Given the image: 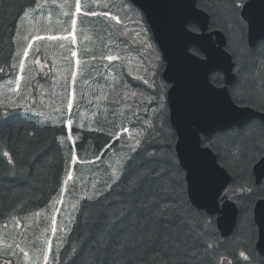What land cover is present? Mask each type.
Returning a JSON list of instances; mask_svg holds the SVG:
<instances>
[{"label": "trees", "instance_id": "1", "mask_svg": "<svg viewBox=\"0 0 264 264\" xmlns=\"http://www.w3.org/2000/svg\"><path fill=\"white\" fill-rule=\"evenodd\" d=\"M35 1L0 0V69L8 67L10 73L18 71V66L14 61V37L23 15L33 7ZM120 1L119 16L125 20L127 19L125 11L128 3L125 0ZM197 6L211 16V29H219L224 32L228 41L227 49L235 62L238 58L236 53L240 49L234 45L231 39L230 0H200ZM108 8H105L106 12L112 9ZM136 13L139 17L142 15L137 9ZM104 22V42L106 44L104 53L107 54L110 48L108 45L112 42H116L120 48H128L129 46L125 44L128 40L124 25H118L108 18H105ZM129 45L134 46L131 43ZM193 52L196 53L195 55H199L196 50ZM94 57L95 53L92 52L90 58ZM244 64L248 65L249 70L245 75L254 79L248 83L246 94L264 96L263 93L255 89L261 79L264 81V55L247 56L244 58ZM162 66L163 64L160 65V67ZM120 70L121 78L118 77L114 88V102L111 103L114 110L117 109L119 113L117 116H111V113L109 116L103 114V123L101 124L98 115L101 116L102 109L99 108L94 120L95 130H85L82 133L81 142H78L75 147H71L68 141L62 143L59 140L60 136L65 135V129L40 125L34 121L35 119L33 120L22 112L27 111L20 107L21 105L16 104L9 109H0V229L5 222L12 218H26L50 206L51 202L61 193L67 172L72 170L74 163L71 160L72 155H76L80 159L74 163L73 168L76 169V175L80 168L93 169V166L101 162L102 159L120 154L122 144L120 140L117 142L113 133L118 132L124 120L129 118L130 113L134 111L133 108L128 111L127 106L132 102L123 94L129 87L143 94L150 92L149 87L146 88L143 84L138 83L139 80H135L132 76L124 74V70ZM104 77L105 73L102 72L99 77L101 80L97 83L98 78L94 77V71H91L88 76V84L93 87L96 83L97 91L103 90ZM241 77L242 74L234 88L241 87L243 82ZM222 78L220 74H217L210 79L213 84L222 86ZM233 89H231V94ZM155 95H157V91H154ZM240 97L243 98L242 95ZM240 97L232 95L237 104L241 101ZM246 98L252 99L249 96ZM142 105L144 103L140 102L138 107L142 108ZM87 106L88 104H85L84 109L89 116L91 109L86 108ZM91 106L92 103L89 107ZM253 108L264 112V106L254 105ZM251 123L253 125L251 128L243 126L240 129L218 133L213 137L216 147L212 150L219 153L220 165L224 166L232 175V187L239 190L240 184L245 180L254 181V176L249 177L244 172V154L256 153L259 155L260 149L264 148V123L260 121ZM169 125V118L166 117L162 128L157 129L151 136L154 139L153 148L159 150L161 154L169 142L168 136L171 132ZM233 145L239 147L238 153ZM5 151L10 153L9 157L3 156ZM130 161L131 163H129ZM141 164L142 154L136 155L132 152L123 163L121 171L134 170ZM95 177L97 176L94 174L92 179L88 178L87 186L94 181ZM84 178L87 179V175H82L80 180ZM80 180L75 178L69 188L73 184L76 187L80 186ZM113 183L114 181L110 185ZM105 186L106 184L103 187ZM103 187L98 189L94 198L84 199L80 202L75 222L61 245L59 264H209L210 257L215 259L217 264H222L225 257L230 258L233 264H264V257L257 253L255 247L258 238L257 226L255 223L246 224L243 212L248 204L251 203L255 206L256 202L264 197V192L261 191L264 189V183L261 186H255L254 195L249 199L236 198L235 201L239 207L238 225L234 235L225 240L217 230L215 217L208 216L201 211L199 212L211 223H205L202 227H196V224L193 223L192 227L195 229L193 233H190L180 220H159L157 223V217L147 214L146 216L133 215L120 225L118 234L113 233L111 237L104 239L101 236V229L105 228L107 222L113 217L107 216V213L101 215V208H106L108 212H118L124 200L122 196L124 185L115 186L112 191H109V187L106 189ZM169 199H174L179 203L181 200H189V197L187 191L181 193L177 189L174 193L169 194ZM191 211L193 214L197 213V209L194 207L191 208ZM249 215L252 216L251 213ZM252 229H255L257 234L249 244ZM205 232L209 235H204ZM104 235L107 236V232ZM177 236L180 244L176 243L175 237ZM168 237H173V239H167ZM210 237L218 241V246L214 252L205 253L203 244ZM109 241H111L110 244ZM105 248H107L106 251ZM245 250H247L246 255L250 254L248 260H244L239 255L241 251Z\"/></svg>", "mask_w": 264, "mask_h": 264}, {"label": "rangeland", "instance_id": "2", "mask_svg": "<svg viewBox=\"0 0 264 264\" xmlns=\"http://www.w3.org/2000/svg\"><path fill=\"white\" fill-rule=\"evenodd\" d=\"M112 1H115L117 4V0H104V7L109 6ZM75 3L77 4V0H75ZM79 4L82 6L80 0ZM115 10L111 16L118 15L117 12L114 14ZM80 12L77 13L75 10V15L80 14ZM75 15L73 17L76 21L75 25L70 23L75 33H77L82 18L75 17ZM128 21L131 22L132 26H128L127 20L124 21L122 19L120 24L124 25L125 28L126 39L128 40L125 44L130 46L129 44L133 43L134 46L132 48L134 50L131 49V46L130 48H113V44L109 45L110 48L108 49L107 56H113L116 57V59L109 60L106 58L105 60L103 95L98 97L96 96L95 87L97 84H95L93 89L88 84L89 71H91L88 57L93 48L92 45H90V41L93 37L96 40V35L94 36L88 29H84L78 37H75V43H73L72 38L69 40L65 38L48 39L47 37L50 36L69 33L70 29L59 31L55 26L48 24V21H44L41 25L37 26L33 21L32 9H29L21 19L19 28L14 37V61L18 66L19 73L17 76L10 74V76H7V78L0 83V108L9 109L16 104L21 105L26 109H30V114L37 116L39 118L38 123L45 126L48 125L49 122L60 123L64 120V122H67L69 118L67 99L74 87L75 98L71 113V118L73 120L72 129H82L86 125V130H95L94 120L99 108L102 109L101 116L98 115L101 124L103 123L104 115L109 116L111 113V116H117L119 113L118 110H114L113 105H111V103L114 102L112 94L118 82V77L120 78V74H118L119 69L114 65L117 59L122 61L125 65V70L129 72L135 80H140L143 83L145 79L149 80V82L155 80L157 84H164L160 76L162 69H164V67H160L163 62L162 55L155 42L151 39L149 30L140 21V25L144 29V32L140 36H137L136 33L140 31V27H138L132 19ZM36 35L43 36L45 39L40 43H34L32 41L33 47L29 51L28 58L24 60V69L21 71L20 60L24 59L23 50L27 47L30 39ZM46 47L47 49H45ZM17 52L20 53L19 56L16 55ZM39 52L42 54L43 60L46 57L51 58L48 65L37 60L36 57ZM72 52H76L77 55L75 57L72 56ZM93 60L97 62V59ZM37 61H39L40 67H45L47 69L46 73H48L47 76L44 77L43 82L38 86L33 83L37 75L36 73L38 72L35 65ZM77 61H79V64H77ZM242 64H244V58L242 59ZM73 72L76 73L74 85L72 84ZM17 77H20L18 90ZM94 77L98 78L96 71ZM137 77L140 78L138 79ZM243 77L244 74L241 78ZM248 79L254 81V79L250 77H248ZM262 81L261 79L259 85H256L255 89L264 94V81ZM243 89L244 78L238 90L242 97H244ZM87 90L88 94L86 96L88 106L86 108L91 109L89 116L84 109L85 93ZM154 91L156 92L157 89L150 88L149 93L143 94L129 87V89L124 92L123 95L132 102V104H128L127 106L128 111H131L132 108L134 111L130 113L128 116L129 118L124 120L123 125L120 126L115 135L116 140L119 137L122 144L120 154L115 157L109 156L102 159L101 162L93 166V169L86 167L78 169V180L81 178L80 173L87 175V179L80 181V186L76 187L73 184L66 191L64 186L60 193L61 196L57 200L55 199V202L52 201L47 208L27 216L26 218H12L5 222L0 229V258H2V260H10V262H7L8 264H45L44 256L47 254V264H56V260H58L57 264L60 263V258L58 257V259H56L57 255L56 253L54 254V252L59 249L61 240L67 235L72 224L75 222L80 202L84 199H89V197L94 198L102 182L101 186L106 184L103 189L108 188L113 182L111 176L112 168L118 167L121 171L123 163L131 155V146L134 144V139L130 137L143 140L144 137L140 136L139 133L143 132L145 136L148 135L147 127L143 124L144 119L150 118L154 121L155 126L151 129V136L157 129L162 128L163 118L159 117V121L156 124L154 119L156 114L153 113L152 107L147 106L149 103L146 102H150V98L154 96ZM133 92L136 93V96H132ZM33 98L35 99V104ZM140 102L144 103L142 108L138 107ZM91 103L92 106L89 107ZM164 112H166V110ZM50 118L52 120H50ZM124 128H128L129 132L125 133L123 131ZM81 135L82 134H78V138L73 136L72 142L76 144L77 140L82 137ZM118 160L120 161L119 165H117ZM90 171L92 172L90 173ZM94 174L97 177L87 186L88 178L92 179ZM74 180L75 179H73V181ZM69 184L70 181H68L67 186H69ZM61 200L63 204L59 203ZM57 209H59L58 212ZM54 211L55 214L52 213ZM53 216H55L57 220V231L55 234L52 233L51 221ZM39 220L46 221L45 227L41 231L35 233V236H32L35 225L40 223ZM48 229L50 230L49 233ZM48 234L50 235L48 236ZM49 242L51 243L50 251ZM21 249H23V251H21ZM24 252H27L28 255L25 256Z\"/></svg>", "mask_w": 264, "mask_h": 264}, {"label": "snow or ice", "instance_id": "3", "mask_svg": "<svg viewBox=\"0 0 264 264\" xmlns=\"http://www.w3.org/2000/svg\"><path fill=\"white\" fill-rule=\"evenodd\" d=\"M128 3L127 10L125 11V17L132 19L140 31L136 33L140 36L144 29L140 25L141 17L136 13V9L131 6L130 0H125ZM230 16H231V31L234 45L240 49L237 55V60L233 64L235 68L234 79L239 78L244 70L242 64V58L253 54L264 55V0H261L260 6L257 5V0H230ZM23 11V9H21ZM81 11L79 0L76 4V12ZM128 13H132L131 17ZM95 15V13H92ZM108 15V13H105ZM199 15L198 12H193L192 16ZM111 19L121 22L120 17L111 16ZM73 25L76 21L73 20ZM185 24H190L192 30H196L197 21L193 19H187ZM48 39H57V37L50 36ZM65 39L67 37H64ZM45 37L36 35L33 37V41L43 40ZM73 43H75V36H72ZM32 42H29L27 47L23 50V58L20 60V69H24V60L28 58L29 51L32 49ZM20 55L19 52L16 53ZM76 52H72V56H76ZM107 59L113 60L116 57L108 56ZM39 63V61H37ZM79 64V61H77ZM3 71V69H0ZM172 75L169 77L170 83L157 84L155 80L149 82L145 79L144 83L150 88L157 89V95L150 98L149 107L153 105L152 111L154 114L164 112L171 105V111L173 116V123L169 125L171 132L168 136V143L161 154L159 150L153 148L154 139L151 138V129L155 126L154 121L150 118L144 119L143 124L147 127L148 135L145 136L143 132L139 133L143 136V141L135 137L134 144L131 146L132 151L136 155L142 154V164L137 166L134 170H124L123 172L118 167L112 168L111 176L113 178V185H109V191H112L115 186L124 185L122 189V201L121 208L118 212H108L106 208H101V215L107 213V216L113 217L108 221L105 228L101 229V236L104 239L111 237L113 233L119 232L120 225L126 220L135 216H146L151 214L153 217H157V223L159 220L168 221L170 219L180 220L185 228L190 233H193L195 229L192 224L195 223L196 227H202L205 223H211L210 220H206L204 215L199 212L200 205L197 203L198 199L204 196L208 197L209 204L207 211L210 213L216 210V201L220 197V193L224 190V186L217 188V184L220 180L221 167L216 165L215 159L219 157V153L213 155L210 160L209 156L211 150L216 147V141L212 137L213 125L222 121H239L251 128L253 125L250 122V118L246 117L245 113L241 110L243 101L238 104L232 103L223 108L214 107L205 97L193 92L190 88L182 87L180 75L176 69H170ZM76 73H72V84H75ZM138 79L140 77H137ZM20 77H17V90L19 88ZM163 93V96L160 95ZM232 95L234 97L239 96V92L236 88L233 89ZM132 96H136L133 92ZM75 91L69 93L67 99V110L69 118L67 119V126L69 129L68 140L72 139L71 130L73 120L71 113L74 106ZM125 133L129 132L128 128H124ZM113 135H116L113 133ZM60 141L63 142L65 137L60 136ZM119 137L117 138V142ZM114 147V145H113ZM233 148L238 153L239 147L233 145ZM10 153L5 151L4 157H9ZM245 167L244 172L249 177L255 175V181L245 180L240 184V195L237 199H249L254 195L255 186H259L261 177H264V148L260 149V154L245 153ZM71 160L76 162L78 157L76 155L71 156ZM131 163V161L129 162ZM120 161H117V165ZM251 169V171H249ZM72 172L68 171L66 179L63 181L65 191L67 190L68 181L72 180ZM247 185V187H245ZM177 189L181 193L187 191L189 194V200H181L179 203L174 199H169V194L174 193ZM264 192V189H261ZM235 192V189H229L223 196V200L227 201L228 197ZM91 199V197H89ZM63 204V201H59ZM187 206V207H185ZM192 207L197 208V213L193 214ZM59 209H57V212ZM244 221L246 224L251 225L259 222L254 219L256 215L264 216V197L260 202L253 206L248 204L244 209ZM252 214L250 216L249 214ZM107 219V217H105ZM52 233L57 231L56 217H52ZM107 232V236L104 233ZM252 235L249 240V244L256 238V230H251ZM264 232V225L261 228V235ZM204 235H209L207 232ZM167 239H173L168 237ZM202 239V237H201ZM176 243L180 244L179 237H175ZM111 241H109V244ZM218 246V241L212 237L205 241L203 247L205 253L214 252ZM51 250V243L49 242V251ZM107 248H105V251ZM23 251V249H21ZM246 251H241L239 255L244 260L249 259V255H246ZM27 256L28 253L24 252ZM45 264H47L48 255L44 256ZM209 264H217L215 259L209 258ZM227 264V260L224 261Z\"/></svg>", "mask_w": 264, "mask_h": 264}, {"label": "water", "instance_id": "4", "mask_svg": "<svg viewBox=\"0 0 264 264\" xmlns=\"http://www.w3.org/2000/svg\"><path fill=\"white\" fill-rule=\"evenodd\" d=\"M199 0H130L138 8L144 20L148 24L153 39L159 46L162 53L165 69L163 72L164 81L170 83L169 77L172 75L170 69H176L180 75L182 87L190 88L193 92L205 97L214 107L223 108L234 103L230 94V87L236 82L234 79V67L232 56L226 50V37L218 30L208 32L211 19L208 13L199 9L196 5ZM261 0H257L258 7ZM198 12L199 15L193 17L192 13ZM195 19L198 32L190 31V24H185L187 19ZM191 49H196L201 53V57L194 55ZM221 73L224 77V86L217 87L211 83V75ZM170 109V123H173V116ZM241 110L246 117L253 120L264 122V114L255 111L252 108ZM245 126L239 121H222L213 125L212 136L219 132H225L231 128H242ZM213 151L210 153V160L213 158ZM218 165V159H215ZM220 180L217 188L224 186L226 190L232 183V176L221 165ZM254 179L256 176L254 175ZM264 177H261L260 184H263ZM235 190L227 201L219 197L216 201V210L208 212L209 200L207 196L198 199L199 210L205 211L208 215H216L217 228L223 238L232 236L235 231L239 216V209L232 200L238 195ZM225 195V194H224ZM189 196V194H188ZM190 198V197H189ZM261 199L257 201L260 202ZM222 203V205H221ZM256 203V204H257ZM196 208V207H195ZM254 219L258 227V239L256 242V251L264 256V232L261 235V228L264 225V216L256 215ZM227 260V264L230 260ZM0 264H2L0 262Z\"/></svg>", "mask_w": 264, "mask_h": 264}, {"label": "flooded vegetation", "instance_id": "5", "mask_svg": "<svg viewBox=\"0 0 264 264\" xmlns=\"http://www.w3.org/2000/svg\"><path fill=\"white\" fill-rule=\"evenodd\" d=\"M104 0H97V9H96V33H97V50L98 55H101L103 58V39L102 34L104 30ZM73 0H36V3L34 5V20L35 25L39 26L44 21H48V24H51L52 26H55L57 30L63 31L67 30L69 28V25L71 22V18L73 15ZM86 11V23H84V28L93 30V26H91V21H93L94 16L90 13L91 9L89 7L85 8ZM61 38L66 37L67 33L65 34H57ZM102 42H101V41ZM100 48L102 50L100 51ZM101 58V59H102ZM246 64V63H245ZM244 65V106L253 107L254 105H260L264 106V96H261L260 94L253 95V94H246V87L248 86V83H250V80L246 76L248 70V65ZM246 74V75H245ZM240 89L237 88V91ZM240 95V94H239ZM246 96L251 97L252 99L248 100ZM260 111V110H259ZM263 112V111H262Z\"/></svg>", "mask_w": 264, "mask_h": 264}, {"label": "bare ground", "instance_id": "6", "mask_svg": "<svg viewBox=\"0 0 264 264\" xmlns=\"http://www.w3.org/2000/svg\"><path fill=\"white\" fill-rule=\"evenodd\" d=\"M205 11V10H204ZM206 12V11H205ZM206 13H208V12H206ZM209 14V13H208ZM215 30H218V31H221V30H219V29H215ZM223 34H224V32L223 31H221ZM225 35V34H224ZM225 37H226V35H225ZM244 71V70H243ZM244 73L242 72V75H243ZM239 97H240V95H239Z\"/></svg>", "mask_w": 264, "mask_h": 264}]
</instances>
